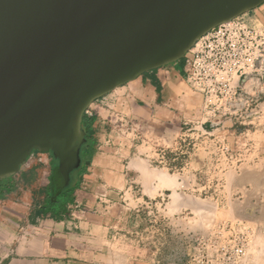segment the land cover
<instances>
[{
  "label": "water",
  "instance_id": "1",
  "mask_svg": "<svg viewBox=\"0 0 264 264\" xmlns=\"http://www.w3.org/2000/svg\"><path fill=\"white\" fill-rule=\"evenodd\" d=\"M263 4L0 0V180L20 174L34 152L52 153L56 183L68 188L94 102L183 60L207 33Z\"/></svg>",
  "mask_w": 264,
  "mask_h": 264
},
{
  "label": "crops",
  "instance_id": "2",
  "mask_svg": "<svg viewBox=\"0 0 264 264\" xmlns=\"http://www.w3.org/2000/svg\"><path fill=\"white\" fill-rule=\"evenodd\" d=\"M242 18L264 27V4ZM200 105V95L186 79L185 58L148 72L94 102L86 112L95 119L94 154L88 163V148L83 146L82 164L71 175L68 197L61 200L62 195L55 196L56 203L64 204L51 203L47 192L50 179L56 183L59 165L51 154L34 152L29 169L0 180V264H125L116 231L119 222L111 215L121 208L110 206L106 198L122 192L129 174L126 171L141 185L139 202L155 201L169 192V176L159 178L164 175L147 171V164L158 156L157 148L165 140L174 141L200 123ZM127 118L136 129L132 134L116 133L112 123ZM215 125L220 126L215 130L230 135V142L242 139L239 128L221 122ZM206 127L214 129L211 124ZM255 129L247 133L251 138L260 135L263 143L264 127ZM145 149L149 156L143 154ZM30 173H34L31 178L25 176ZM146 180L150 182L148 191L143 184Z\"/></svg>",
  "mask_w": 264,
  "mask_h": 264
},
{
  "label": "rangeland",
  "instance_id": "3",
  "mask_svg": "<svg viewBox=\"0 0 264 264\" xmlns=\"http://www.w3.org/2000/svg\"><path fill=\"white\" fill-rule=\"evenodd\" d=\"M189 86L200 95L190 83ZM200 110L202 113V99ZM85 115L91 117L89 113ZM199 121H206L203 114ZM246 123L235 126L242 130L240 140L233 138L230 142L227 132L214 128L208 133L191 131L159 145L158 156L147 164V171L166 174L174 184L166 186L170 191L155 201H138L142 198L141 185L126 171L129 174L122 192L106 198L110 206L121 208L111 215L114 222H119L116 231L125 264H195L202 252H207L204 244L211 250L228 238L246 246L247 257L241 264L254 259L253 247L259 253L264 252V149L261 148L264 140L261 143L263 137L251 138L247 133L252 128L256 131L264 127V102ZM112 127L119 134L121 131L132 134L136 129L128 118L112 123ZM186 144H191L189 154L182 156L178 149ZM221 144L228 145L231 152L224 154L219 148ZM143 154L149 156V149ZM27 166L24 168L29 169ZM143 184L148 191L150 182L146 180Z\"/></svg>",
  "mask_w": 264,
  "mask_h": 264
},
{
  "label": "built area",
  "instance_id": "4",
  "mask_svg": "<svg viewBox=\"0 0 264 264\" xmlns=\"http://www.w3.org/2000/svg\"><path fill=\"white\" fill-rule=\"evenodd\" d=\"M185 60L186 79L200 94L206 119L192 131L208 133L207 122L213 128L222 121L232 127L246 125L258 113L264 102V27L241 16L200 38ZM190 146H181L179 154H189ZM219 148L224 154L231 152L226 144ZM204 250L195 264H241L246 257V246L235 238L211 250L204 244Z\"/></svg>",
  "mask_w": 264,
  "mask_h": 264
},
{
  "label": "trees",
  "instance_id": "5",
  "mask_svg": "<svg viewBox=\"0 0 264 264\" xmlns=\"http://www.w3.org/2000/svg\"><path fill=\"white\" fill-rule=\"evenodd\" d=\"M95 123V119L93 117H88V116H84L83 118V123H82V127L83 129L85 130L87 136H86V139H87V142L85 144V147H88V149L90 150L89 151V157H88V162L90 161L91 157L93 156L94 154V151H93V146L95 144V136H94V132H93V125ZM33 175V174H32ZM27 178V177H26ZM69 189L70 188H66L64 190H61V191H58V190H55V183L53 182L52 185H48V188H47V192L49 194V197H50V202L51 203H54L55 202V196H58V195H62L63 197L61 198V200H66L65 197L66 195H69ZM65 197V198H64ZM59 202V201H58ZM56 203L57 205H62L64 203Z\"/></svg>",
  "mask_w": 264,
  "mask_h": 264
},
{
  "label": "bare ground",
  "instance_id": "6",
  "mask_svg": "<svg viewBox=\"0 0 264 264\" xmlns=\"http://www.w3.org/2000/svg\"><path fill=\"white\" fill-rule=\"evenodd\" d=\"M185 57H186V56H185ZM187 81H188V80H187ZM80 112H81V111H80ZM80 112L78 113V115L80 114ZM159 174H160V173H159ZM159 176H160L159 178H161V177L165 178V176H167V175L165 174V176H161V175H159ZM163 178H162V179H163ZM167 178H168V177H167ZM165 179H166V178H165ZM234 179H235V178H234ZM167 180H169L170 185H171V183H172V185H173L174 182H171L170 177H169V179H167ZM257 181H258V180H257ZM169 182H168V183H169ZM255 182H256V181H255ZM249 183H250V182H249ZM166 184H167V183H166ZM163 186H165V185H163ZM170 187H171V186H170ZM175 197H177V195H175ZM175 199H178V197L175 198ZM175 201H176V200H175ZM179 202H180V201H179ZM200 209H201V208H200ZM253 211H254V210H253ZM250 216H251V215H250ZM257 236H258V235H257ZM254 241H255V240H254ZM256 241H257V240H256ZM262 241H264V240H262ZM262 241H261V243H262ZM256 243H257V242H256ZM250 245H251V243H250ZM261 246H263V245H261ZM261 246H260V247H261ZM251 248H252V247H251ZM263 248H264V247H263ZM263 248L261 247L260 249H263ZM247 249H248V248H247ZM255 249H256V248H255ZM255 249H254V247H253V250H254L253 253L256 252V253H255L256 256L254 257V259L252 258V259H253L252 261H251V260H248V263L251 261L249 264H264V255H263L264 252H262V253H263V254H262L261 251H260V253H259L258 250L255 251ZM247 253H248V252H247ZM261 254H262V255H261ZM248 255H249V254H248ZM249 256H250V255H249ZM246 257H247V256H246ZM249 259H250V258H249ZM245 260H246V259L244 258V261H245ZM244 261H243V262H244ZM241 263H242V262H241ZM243 264H245V263H243ZM246 264H247V263H246Z\"/></svg>",
  "mask_w": 264,
  "mask_h": 264
},
{
  "label": "flooded vegetation",
  "instance_id": "7",
  "mask_svg": "<svg viewBox=\"0 0 264 264\" xmlns=\"http://www.w3.org/2000/svg\"><path fill=\"white\" fill-rule=\"evenodd\" d=\"M52 184H53V180H52V179H50L49 185H52ZM58 187H60V186H57V187H55V190H57V189H58Z\"/></svg>",
  "mask_w": 264,
  "mask_h": 264
}]
</instances>
